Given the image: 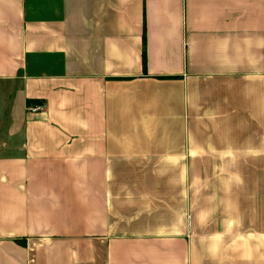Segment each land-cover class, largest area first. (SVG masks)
Instances as JSON below:
<instances>
[{
  "label": "crops",
  "instance_id": "0c3cea01",
  "mask_svg": "<svg viewBox=\"0 0 264 264\" xmlns=\"http://www.w3.org/2000/svg\"><path fill=\"white\" fill-rule=\"evenodd\" d=\"M0 264H264V0H0Z\"/></svg>",
  "mask_w": 264,
  "mask_h": 264
},
{
  "label": "trees",
  "instance_id": "16d2710c",
  "mask_svg": "<svg viewBox=\"0 0 264 264\" xmlns=\"http://www.w3.org/2000/svg\"><path fill=\"white\" fill-rule=\"evenodd\" d=\"M27 104L29 105V104H30V101H29V102H27Z\"/></svg>",
  "mask_w": 264,
  "mask_h": 264
}]
</instances>
